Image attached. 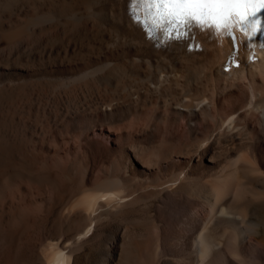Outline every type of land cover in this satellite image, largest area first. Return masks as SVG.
Instances as JSON below:
<instances>
[{"label": "bare ground", "instance_id": "obj_1", "mask_svg": "<svg viewBox=\"0 0 264 264\" xmlns=\"http://www.w3.org/2000/svg\"><path fill=\"white\" fill-rule=\"evenodd\" d=\"M129 4L0 0V264H264V36Z\"/></svg>", "mask_w": 264, "mask_h": 264}, {"label": "snow or ice", "instance_id": "obj_2", "mask_svg": "<svg viewBox=\"0 0 264 264\" xmlns=\"http://www.w3.org/2000/svg\"><path fill=\"white\" fill-rule=\"evenodd\" d=\"M129 9L138 23L166 39L185 38L193 26L231 36L234 48L233 28L249 41L257 33L264 36V0H130Z\"/></svg>", "mask_w": 264, "mask_h": 264}, {"label": "rangeland", "instance_id": "obj_3", "mask_svg": "<svg viewBox=\"0 0 264 264\" xmlns=\"http://www.w3.org/2000/svg\"><path fill=\"white\" fill-rule=\"evenodd\" d=\"M136 218H138V215L136 216ZM135 227H136L137 229H141L140 222H137V223L135 224ZM30 236H31V234H30ZM43 238H44V236H43V237H40L39 240H42Z\"/></svg>", "mask_w": 264, "mask_h": 264}]
</instances>
